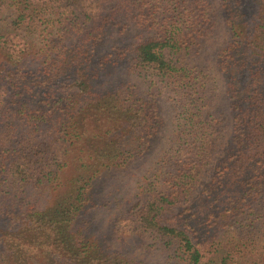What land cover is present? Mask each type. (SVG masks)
Listing matches in <instances>:
<instances>
[{
    "label": "trees",
    "instance_id": "obj_1",
    "mask_svg": "<svg viewBox=\"0 0 264 264\" xmlns=\"http://www.w3.org/2000/svg\"><path fill=\"white\" fill-rule=\"evenodd\" d=\"M0 264H264V0H0Z\"/></svg>",
    "mask_w": 264,
    "mask_h": 264
},
{
    "label": "rangeland",
    "instance_id": "obj_2",
    "mask_svg": "<svg viewBox=\"0 0 264 264\" xmlns=\"http://www.w3.org/2000/svg\"><path fill=\"white\" fill-rule=\"evenodd\" d=\"M225 39L226 32L222 22L219 20L218 23L206 33V36L201 40L198 47L189 52L181 53L178 59L182 63L202 71L203 75L212 79L215 76V73L211 64V59L215 50L224 43ZM133 173L137 175L140 174L136 173L135 170L130 169L128 172H124V175L128 177ZM116 177L120 178V175H116ZM117 178L115 179L117 180ZM103 190L106 191V188L103 187ZM105 216V214L94 216L93 220H95L98 230L100 228L103 229L108 227V217Z\"/></svg>",
    "mask_w": 264,
    "mask_h": 264
}]
</instances>
